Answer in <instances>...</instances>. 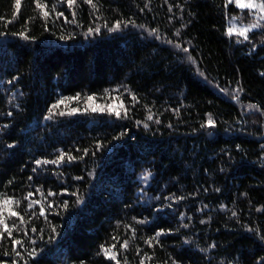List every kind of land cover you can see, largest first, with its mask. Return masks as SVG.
I'll use <instances>...</instances> for the list:
<instances>
[{"label": "trees", "instance_id": "trees-1", "mask_svg": "<svg viewBox=\"0 0 264 264\" xmlns=\"http://www.w3.org/2000/svg\"><path fill=\"white\" fill-rule=\"evenodd\" d=\"M237 13L0 0V264H264V28Z\"/></svg>", "mask_w": 264, "mask_h": 264}, {"label": "rangeland", "instance_id": "rangeland-1", "mask_svg": "<svg viewBox=\"0 0 264 264\" xmlns=\"http://www.w3.org/2000/svg\"><path fill=\"white\" fill-rule=\"evenodd\" d=\"M229 3V0H226ZM247 2V0H245ZM254 3L261 4L264 3V0H253ZM238 9L237 15L233 17H229L227 20V34H229L228 29L234 28L236 31H233V33L230 36L235 37L236 39H245L243 36H240L238 34V30L242 28H249V31L246 33L248 35L250 32L255 31L259 28H264V12H261L259 9H241L235 5V3H230ZM253 24L257 25L256 27H251ZM231 97L236 100L237 93L232 91ZM88 107L85 109H89L92 112H116L119 114L121 112V104L118 102L115 103H106V104H96L93 103L92 100H88ZM244 111L248 113H252L250 111L249 107L246 105L242 106ZM255 114V113H254ZM253 114V115H254ZM262 131L264 133V124L262 126ZM3 214H9V211L7 207H5V204L0 205V215Z\"/></svg>", "mask_w": 264, "mask_h": 264}, {"label": "snow or ice", "instance_id": "snow-or-ice-1", "mask_svg": "<svg viewBox=\"0 0 264 264\" xmlns=\"http://www.w3.org/2000/svg\"><path fill=\"white\" fill-rule=\"evenodd\" d=\"M89 3L92 2V0H88ZM69 5L74 4L75 0H68ZM229 3H235V5L241 9H259L261 12H264V3L261 4H257L254 3L253 0H247V2H245V0H229ZM16 6L17 8H19L20 6V0H16ZM37 7H41V5L39 3H37ZM45 15H47V12H45ZM264 18V17H262ZM257 25L253 24L251 27H256ZM116 27H119V25H117ZM233 31H236L234 28H229L228 32L231 35L233 33ZM249 31V28H242L240 30H238V34L240 36H243L245 39H247V35L246 33ZM89 99H91V97H89ZM60 159H63V156L60 157ZM71 159V157H70ZM39 163V162H37ZM47 163V161L45 162ZM53 163H55V161H53ZM33 195L32 193H29V196ZM49 195H52V193H49ZM12 203L11 199L5 200L4 204H10ZM19 203V202H17ZM39 203V201H32V204H36ZM32 205L30 204L29 207H31ZM41 215H43V209L41 210ZM10 216L13 217H17L19 216V213H17L16 211H10L9 212ZM21 221L23 222V217H20ZM0 225L3 226V232H0V238L3 237L4 233H7L9 236L11 235V229L9 228L8 224L5 222L4 218L2 215H0ZM33 231H35V229H33ZM16 244H19L20 241L17 240L15 241ZM124 247H127V243L125 242V244L123 245ZM17 255H19V252H17ZM111 259H116L115 255L110 257Z\"/></svg>", "mask_w": 264, "mask_h": 264}]
</instances>
